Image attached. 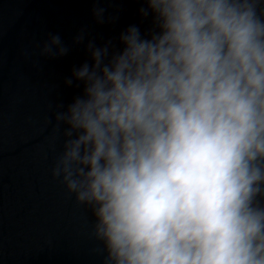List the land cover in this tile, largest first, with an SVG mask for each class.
Returning a JSON list of instances; mask_svg holds the SVG:
<instances>
[{
	"label": "clouds",
	"instance_id": "9594fccd",
	"mask_svg": "<svg viewBox=\"0 0 264 264\" xmlns=\"http://www.w3.org/2000/svg\"><path fill=\"white\" fill-rule=\"evenodd\" d=\"M144 2L158 31L89 42L74 70L52 176L91 210L103 264H264V0Z\"/></svg>",
	"mask_w": 264,
	"mask_h": 264
},
{
	"label": "water",
	"instance_id": "95a60500",
	"mask_svg": "<svg viewBox=\"0 0 264 264\" xmlns=\"http://www.w3.org/2000/svg\"><path fill=\"white\" fill-rule=\"evenodd\" d=\"M142 8L144 0H0V264H103L91 210L52 176L65 139L55 112L83 95L73 72L93 63L89 42L111 41V55L130 26L143 38L158 31ZM94 9L105 10L103 23ZM51 35L65 55H40Z\"/></svg>",
	"mask_w": 264,
	"mask_h": 264
}]
</instances>
